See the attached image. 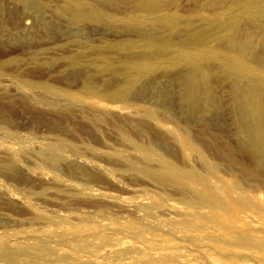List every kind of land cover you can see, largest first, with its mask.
<instances>
[{"label": "rangeland", "instance_id": "obj_1", "mask_svg": "<svg viewBox=\"0 0 264 264\" xmlns=\"http://www.w3.org/2000/svg\"><path fill=\"white\" fill-rule=\"evenodd\" d=\"M246 94L264 0H0V264H264Z\"/></svg>", "mask_w": 264, "mask_h": 264}, {"label": "bare ground", "instance_id": "obj_2", "mask_svg": "<svg viewBox=\"0 0 264 264\" xmlns=\"http://www.w3.org/2000/svg\"><path fill=\"white\" fill-rule=\"evenodd\" d=\"M198 80L191 76L189 79V86L191 91V96L193 97L191 101L196 102V87ZM190 96V95H189ZM253 95L246 94L242 99V111L243 116L247 121V130L244 132L246 140L250 143L253 148L257 150L264 149V128L262 127V114L260 109H258L253 101H251ZM195 98V100H194Z\"/></svg>", "mask_w": 264, "mask_h": 264}]
</instances>
